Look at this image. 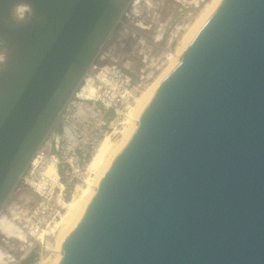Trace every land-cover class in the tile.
<instances>
[{
	"label": "water",
	"instance_id": "95a60500",
	"mask_svg": "<svg viewBox=\"0 0 264 264\" xmlns=\"http://www.w3.org/2000/svg\"><path fill=\"white\" fill-rule=\"evenodd\" d=\"M130 1L0 0V214ZM57 264H264V0L219 1Z\"/></svg>",
	"mask_w": 264,
	"mask_h": 264
},
{
	"label": "built area",
	"instance_id": "2783aa9c",
	"mask_svg": "<svg viewBox=\"0 0 264 264\" xmlns=\"http://www.w3.org/2000/svg\"><path fill=\"white\" fill-rule=\"evenodd\" d=\"M175 1L179 12L190 18L207 0ZM100 53L97 57L104 58ZM97 57L65 102L56 122H62L69 128L73 137L65 130L59 135L53 128L20 182L37 197L30 210L31 217L22 228L28 235H34L30 239L39 244L43 241L37 240L38 234L49 228L52 231L51 226L56 224L64 210L63 203L84 181L92 156L106 136L120 126L133 95L146 79L143 75L137 79L129 65H120L116 60L111 64L100 63V59L96 62ZM92 77V92L89 93L87 88ZM49 170L52 171L51 176L48 175ZM47 251L49 246L41 245L31 264H43L44 257L45 261L48 259Z\"/></svg>",
	"mask_w": 264,
	"mask_h": 264
},
{
	"label": "rangeland",
	"instance_id": "374dc122",
	"mask_svg": "<svg viewBox=\"0 0 264 264\" xmlns=\"http://www.w3.org/2000/svg\"><path fill=\"white\" fill-rule=\"evenodd\" d=\"M137 1L131 0L126 4L121 20L113 30L102 53H100V56L103 55L106 58L103 63L111 64L113 60H116L120 65L131 66L137 74V79L141 75L146 78L143 81L144 87L142 86L143 88L141 87L133 95L134 97L127 108L146 88L152 77L159 73L162 64L166 63V56L172 52L174 53L178 41H180L185 31L184 27L193 22L199 11L190 18H186L185 14L179 12L174 0H140L138 6L135 4ZM30 14L31 11H26L23 20L26 21ZM156 39L159 41H156ZM6 54L7 50L0 46V69L6 62ZM126 111L127 109L123 116H125ZM72 195L65 202L70 201ZM36 201L37 197L32 191L20 183L5 204L1 214L7 215L11 211L18 212V217H20V220L22 219V226L27 224L28 219L31 217L30 210L34 207ZM49 230L50 228L46 229L47 232H50ZM55 234L51 231L50 237L47 235L46 240L45 238L42 240V244L29 237V243L26 245L20 241L17 242L15 239H7L0 234V248L14 259L9 264H22L30 254H37L41 245H48L49 249H55ZM48 254H52V252L49 251L47 256ZM48 260L51 264L52 257Z\"/></svg>",
	"mask_w": 264,
	"mask_h": 264
},
{
	"label": "bare ground",
	"instance_id": "6f19581e",
	"mask_svg": "<svg viewBox=\"0 0 264 264\" xmlns=\"http://www.w3.org/2000/svg\"><path fill=\"white\" fill-rule=\"evenodd\" d=\"M219 1L220 0H207L200 7L197 15H195L194 17L193 22L186 25L185 27L182 26L185 28V31L183 32L180 41H178L179 43L176 49L174 50V53L172 52L173 54L170 53L166 56V63L162 64L159 73L155 77H152L151 81L147 84L146 88L139 94L138 97L133 100V104L127 108L124 119L120 122V126L116 127L109 135L106 136V138L102 141L100 147L97 149V152H95V154L92 156L88 164L87 175L84 181L81 184L77 185L76 190L74 191V194L72 195L70 201L63 203L64 212L60 216V219L57 220L56 224L52 226V231L56 233V244L55 249H49L52 254H48L47 256L48 259L52 257L51 264H57L61 259L62 246L65 239L83 215L90 200L94 196L102 177L111 166L115 157L130 140L136 126L138 125L139 119L143 111L148 106L150 100L153 98L159 84L168 76L171 70L179 62L181 53L184 49H186V47L194 38L200 27L212 14ZM139 2L140 0H138L135 4L138 6ZM28 9L29 8L27 6H19L16 12L19 13L20 17H22L26 11H29ZM105 45L102 47L100 52H102ZM105 59V57H102L100 59V63H103ZM98 60L99 57H97L96 62ZM92 81L93 77L87 88L89 93L92 92ZM48 175L51 176L52 171L49 170ZM21 220L20 217H18V212L15 211H11L7 215L0 214V234L7 239H15L17 240V242L20 241L22 244L26 245L29 243V237H32L34 235H32L31 233H29L28 235L26 231L23 230L21 226ZM35 235L37 236L36 233ZM47 235H49L50 237V233H47V231L45 230L44 232L38 234L39 237L37 240L42 241L44 238L46 240ZM6 253L7 252H4V250L0 248V264H9L14 260L10 255ZM48 259L45 261L44 257L43 264H49Z\"/></svg>",
	"mask_w": 264,
	"mask_h": 264
}]
</instances>
